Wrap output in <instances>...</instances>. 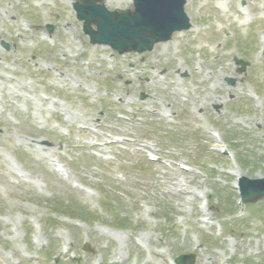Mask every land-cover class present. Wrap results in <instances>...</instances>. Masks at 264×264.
<instances>
[{"label":"rangeland","instance_id":"374dc122","mask_svg":"<svg viewBox=\"0 0 264 264\" xmlns=\"http://www.w3.org/2000/svg\"><path fill=\"white\" fill-rule=\"evenodd\" d=\"M240 1L118 54L72 0H0V264H264V199L234 204L264 175V1Z\"/></svg>","mask_w":264,"mask_h":264},{"label":"water","instance_id":"95a60500","mask_svg":"<svg viewBox=\"0 0 264 264\" xmlns=\"http://www.w3.org/2000/svg\"><path fill=\"white\" fill-rule=\"evenodd\" d=\"M184 3L185 0H134L133 11H109L104 0H77L74 6L92 41L109 44L123 53L151 50L156 42L169 39L173 31L189 28L191 24L184 12ZM91 22L96 23L97 30L91 28ZM244 68L242 64L239 71ZM228 81L232 83V80ZM240 187L246 201L264 197V177L250 179L243 176ZM176 262L192 264L193 256L179 255Z\"/></svg>","mask_w":264,"mask_h":264},{"label":"bare ground","instance_id":"6f19581e","mask_svg":"<svg viewBox=\"0 0 264 264\" xmlns=\"http://www.w3.org/2000/svg\"><path fill=\"white\" fill-rule=\"evenodd\" d=\"M106 3H108V1H106Z\"/></svg>","mask_w":264,"mask_h":264},{"label":"trees","instance_id":"16d2710c","mask_svg":"<svg viewBox=\"0 0 264 264\" xmlns=\"http://www.w3.org/2000/svg\"><path fill=\"white\" fill-rule=\"evenodd\" d=\"M82 212H83V211H82ZM82 212H81V213H82Z\"/></svg>","mask_w":264,"mask_h":264}]
</instances>
